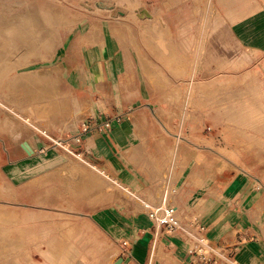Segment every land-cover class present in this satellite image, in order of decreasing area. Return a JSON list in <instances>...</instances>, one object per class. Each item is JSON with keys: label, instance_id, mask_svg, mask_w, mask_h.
I'll use <instances>...</instances> for the list:
<instances>
[{"label": "rangeland", "instance_id": "obj_1", "mask_svg": "<svg viewBox=\"0 0 264 264\" xmlns=\"http://www.w3.org/2000/svg\"><path fill=\"white\" fill-rule=\"evenodd\" d=\"M228 4L0 0V264H116L91 219L143 211L158 183L166 203L169 185L219 175L264 190V54L234 37ZM105 42L117 74L90 88L81 46ZM116 86L134 140L124 180L81 153Z\"/></svg>", "mask_w": 264, "mask_h": 264}, {"label": "crops", "instance_id": "obj_2", "mask_svg": "<svg viewBox=\"0 0 264 264\" xmlns=\"http://www.w3.org/2000/svg\"><path fill=\"white\" fill-rule=\"evenodd\" d=\"M229 1L232 4H228L224 12L229 15L234 37L246 49L264 54V0ZM81 52V69L88 73H80V77L89 82L90 88H93L94 79L117 74L107 69L110 63L112 71H116L109 43L96 47L85 43ZM125 92L118 86L106 91L112 94L114 105L109 106L105 117L85 120L82 131L81 153L88 154L104 173L117 180H124L130 173L124 153L134 142L130 125L123 119V112L129 108L124 99L114 96ZM105 123H110L111 128L97 129ZM219 177L208 183L188 184L182 193L177 190L179 183L170 188L169 185L171 199L168 203L164 201L166 193H162L158 183L153 198L148 201L175 207L179 220L191 235L206 237L217 251L213 255L216 261L213 264H264V190L252 179L234 176L228 182H221ZM91 221L118 250L117 259H122L123 264L197 262L190 253L187 237L171 234L154 223L144 211L129 212L110 206L99 211L97 219Z\"/></svg>", "mask_w": 264, "mask_h": 264}, {"label": "built area", "instance_id": "obj_3", "mask_svg": "<svg viewBox=\"0 0 264 264\" xmlns=\"http://www.w3.org/2000/svg\"><path fill=\"white\" fill-rule=\"evenodd\" d=\"M110 128V123H105L99 126L98 130ZM143 211L154 223L165 227L171 234H180L187 237L190 241V253L195 256L196 264H213L216 262L213 259V255H216L217 252L216 249L210 245L206 237L191 235L190 230L183 227L175 207L144 201Z\"/></svg>", "mask_w": 264, "mask_h": 264}, {"label": "bare ground", "instance_id": "obj_4", "mask_svg": "<svg viewBox=\"0 0 264 264\" xmlns=\"http://www.w3.org/2000/svg\"><path fill=\"white\" fill-rule=\"evenodd\" d=\"M28 7H29V6H28ZM30 8H31V7H29V9H30ZM26 9H27V8H26ZM29 9H28V10H29ZM30 10H31V9H30ZM27 13H29V12H27ZM31 13H32V12H31ZM31 13H30V14H31ZM33 13H34V15H35V11H34ZM25 15H26V14H25ZM20 16H21V15H20ZM32 16H33V15H32ZM28 17H29V16H28ZM34 17H36V15H35ZM34 17H33V18H34ZM21 18H23V17H21ZM1 19H3V18H1ZM31 19H32V18H31ZM34 23H36V22H34ZM36 24H38V23H36ZM2 33H4V32H2ZM2 33H1V34H2ZM18 34H19V33H18ZM18 34H17V35H18ZM15 35H16V34H15ZM1 36H2V35H1ZM5 36L7 37V35H5ZM20 36H21V35H20ZM22 36H23V35H22ZM3 37H4V36H3ZM6 37H5V38H6ZM23 37H24V36H23ZM19 38H20V37H19ZM2 39H3V38H2ZM21 39H22V37H21ZM3 40H4V39H3Z\"/></svg>", "mask_w": 264, "mask_h": 264}, {"label": "water", "instance_id": "obj_5", "mask_svg": "<svg viewBox=\"0 0 264 264\" xmlns=\"http://www.w3.org/2000/svg\"><path fill=\"white\" fill-rule=\"evenodd\" d=\"M123 260L119 259L116 264H122Z\"/></svg>", "mask_w": 264, "mask_h": 264}]
</instances>
